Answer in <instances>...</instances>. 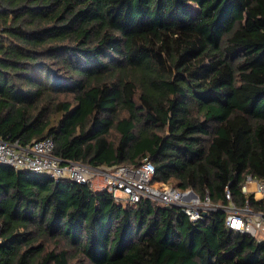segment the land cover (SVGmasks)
<instances>
[{
	"label": "trees",
	"instance_id": "trees-1",
	"mask_svg": "<svg viewBox=\"0 0 264 264\" xmlns=\"http://www.w3.org/2000/svg\"><path fill=\"white\" fill-rule=\"evenodd\" d=\"M264 211V0H0V139ZM0 164V264H264V241Z\"/></svg>",
	"mask_w": 264,
	"mask_h": 264
},
{
	"label": "built area",
	"instance_id": "built-area-1",
	"mask_svg": "<svg viewBox=\"0 0 264 264\" xmlns=\"http://www.w3.org/2000/svg\"><path fill=\"white\" fill-rule=\"evenodd\" d=\"M51 138L32 141L21 146L18 141L10 143L0 139V164L15 170L47 175L54 180L67 179L85 184L93 191H107L117 202L135 204L141 199L159 206L175 207L183 211L191 222L202 219L211 211L225 213V227L264 241V211H252L247 202L238 207L225 190L226 205L212 204L207 193L199 196L192 189L180 190L169 183L154 180L155 168L147 160L136 167H105L62 160L52 154ZM252 183L253 188L248 184ZM245 195L252 194L256 201H264V180L247 177L241 188ZM257 194H259L257 198Z\"/></svg>",
	"mask_w": 264,
	"mask_h": 264
},
{
	"label": "bare ground",
	"instance_id": "bare-ground-1",
	"mask_svg": "<svg viewBox=\"0 0 264 264\" xmlns=\"http://www.w3.org/2000/svg\"><path fill=\"white\" fill-rule=\"evenodd\" d=\"M248 187L253 188V184L252 183L248 184ZM257 196H259V194H257Z\"/></svg>",
	"mask_w": 264,
	"mask_h": 264
},
{
	"label": "rangeland",
	"instance_id": "rangeland-1",
	"mask_svg": "<svg viewBox=\"0 0 264 264\" xmlns=\"http://www.w3.org/2000/svg\"><path fill=\"white\" fill-rule=\"evenodd\" d=\"M169 184H171L172 186H175L174 181L169 182ZM257 198H258V196H257Z\"/></svg>",
	"mask_w": 264,
	"mask_h": 264
},
{
	"label": "water",
	"instance_id": "water-1",
	"mask_svg": "<svg viewBox=\"0 0 264 264\" xmlns=\"http://www.w3.org/2000/svg\"><path fill=\"white\" fill-rule=\"evenodd\" d=\"M168 208H171V207H168ZM206 215V214H205Z\"/></svg>",
	"mask_w": 264,
	"mask_h": 264
}]
</instances>
